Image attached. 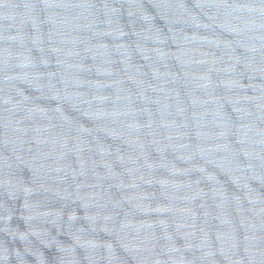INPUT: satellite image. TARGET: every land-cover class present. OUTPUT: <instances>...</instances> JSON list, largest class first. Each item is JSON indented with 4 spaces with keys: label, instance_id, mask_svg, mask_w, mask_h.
Here are the masks:
<instances>
[{
    "label": "water",
    "instance_id": "95a60500",
    "mask_svg": "<svg viewBox=\"0 0 264 264\" xmlns=\"http://www.w3.org/2000/svg\"><path fill=\"white\" fill-rule=\"evenodd\" d=\"M0 264H264V0H0Z\"/></svg>",
    "mask_w": 264,
    "mask_h": 264
}]
</instances>
